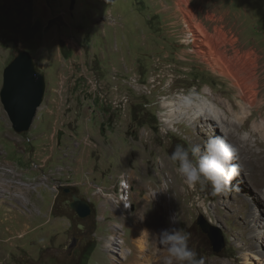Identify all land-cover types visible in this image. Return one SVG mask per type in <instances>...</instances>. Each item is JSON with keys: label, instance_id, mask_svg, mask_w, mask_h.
<instances>
[{"label": "rangeland", "instance_id": "obj_1", "mask_svg": "<svg viewBox=\"0 0 264 264\" xmlns=\"http://www.w3.org/2000/svg\"><path fill=\"white\" fill-rule=\"evenodd\" d=\"M186 1L210 33L232 31L238 38L235 48L258 57V104L239 133L248 135L251 145L262 140L264 147L262 138L249 137L252 122L264 118V0ZM15 3L0 0L2 7ZM25 6L31 13L15 22L18 30L0 33V87L18 40L39 61L46 89L25 133H14L0 103V222L5 203L34 220L15 235L10 251H0V264H108L111 259L119 264V253L107 252L103 241L117 230L116 240L133 247L131 218L140 229L145 224L148 241L141 246L146 242L143 247H148L146 264H154L158 252L168 258L159 232L176 212L175 227L190 234L189 247L204 264H245L243 255L250 252L245 241L256 229L251 207L264 223V205H254L243 191L264 192V185L258 190L253 185L259 171L248 178L243 156L231 145L237 174L215 193L211 183L190 186L170 160L177 145L189 148L198 142L203 155L208 139L220 135L212 121L197 118L199 101L211 98L224 110L236 100L229 83L190 53L182 21L187 6L177 0H28ZM167 101L178 107L170 117V108L161 106ZM224 115L225 121L231 118ZM123 183L129 186L124 190L129 204L120 200L117 205ZM61 186L92 205L86 226L62 201L53 211ZM200 215L221 230L225 246L219 253L196 225ZM118 217L124 220L122 230L112 226L121 223ZM73 238L77 244L70 251Z\"/></svg>", "mask_w": 264, "mask_h": 264}, {"label": "bare ground", "instance_id": "obj_2", "mask_svg": "<svg viewBox=\"0 0 264 264\" xmlns=\"http://www.w3.org/2000/svg\"><path fill=\"white\" fill-rule=\"evenodd\" d=\"M181 3L182 5L185 4V6H187L182 13V21L186 26L185 29L187 30V34L190 35V43L192 45L190 53L193 56H196V58H198L201 63L205 64L214 74L228 82L229 87L234 91V96L236 98L235 102L232 104L228 101V103L225 104L226 106L224 107V110L219 106H215L212 102L213 99H202L196 106L197 110H195V114L198 115L199 112L202 113L201 115L199 114L197 118L201 117V119L212 121V124H216V127L220 128V135H218V137L222 138L229 145L235 144L236 154L243 156L242 161L245 165V171H247L246 175L248 178L254 177L255 172L259 171V177L253 182L254 187L258 190L264 185V147L261 146L262 140L252 141V143L255 144L251 145L248 135H241L239 133V131L244 128L246 120L252 114V108L256 107L258 104V94L256 90L258 77L255 73L258 66V57L255 56V52L251 50L241 52L239 49L235 48L238 38L236 36L233 37L234 35L232 31H222V29L215 28L213 33H210L208 29L200 23L201 21H197V17L188 7L187 1L177 0L178 6H180ZM206 17L212 21L215 20V18L209 14H207ZM228 34L231 36H228ZM206 92L209 91L205 90V93ZM209 95L212 96V94ZM183 103L185 104V102ZM176 105L177 104L173 101H167L163 102L161 106L163 108H170V114H168V117H170L172 114L171 112L176 113V109L178 108ZM205 108H209V111ZM210 110L212 113H210ZM222 111H224L225 114L228 113L231 118L225 121V115ZM164 121L168 120L164 119ZM169 123L171 124V122ZM254 135H257L264 140V118L258 123L257 121L252 122L249 137ZM196 145H200V143L196 142ZM250 162H252L253 165L246 166V164H249ZM127 188L128 186L126 183L121 184V195L116 201L117 204L120 203V200H123L124 203L126 202L124 190ZM243 193L246 194L247 199L251 202L254 203L258 201L260 204L264 205V192L260 189L259 193H253L250 191L247 194L245 189ZM160 196L162 197L161 194ZM170 204H172V202H170ZM254 205L256 204L254 203ZM162 207L165 208L166 204L162 205ZM177 207L179 206L177 205ZM251 209L255 211V214L251 216V221L253 223L252 226L256 227V229L249 233L248 238L245 241V251L250 252L243 255L244 262L245 264H264V223L260 222L256 207L252 206ZM118 220H120L121 223H116L112 226L113 228L122 230L124 228V220L121 217H118ZM143 223H145V221ZM135 224L136 220L132 221L131 218V226L134 227V229H132L133 237L135 236V239H132L134 241L133 247L127 246L125 239H123L122 242L117 241L116 237L118 232L115 229V232L111 233L110 237L103 241L104 249L107 252L119 253L121 259L119 264H130L129 259H131V264H136L135 260L139 261L140 264H146L150 261V259L143 254L145 249L146 251L148 250V247H143V244L146 242L141 246L142 241H148V230L145 229V224H143L144 228L142 227L141 229ZM155 226L162 229L160 225ZM165 227L166 226L163 228ZM135 251H137L136 253L138 254H135ZM157 256L158 259L154 264H165L166 257L163 259V253L158 252ZM112 260L113 259H111V262L108 264H114ZM251 260H254L255 262H252Z\"/></svg>", "mask_w": 264, "mask_h": 264}, {"label": "water", "instance_id": "obj_3", "mask_svg": "<svg viewBox=\"0 0 264 264\" xmlns=\"http://www.w3.org/2000/svg\"><path fill=\"white\" fill-rule=\"evenodd\" d=\"M73 4L74 1L71 2L70 8ZM14 54V58L2 73L0 103L11 129L14 133L21 134L29 131L36 118L37 110L44 99L46 82L39 61L20 48L18 40L14 45ZM58 135L60 138V133ZM70 207L80 219H85L91 214L89 202L85 199L74 196ZM196 225L208 238L212 251L219 253L225 246L221 230L202 215L197 217ZM78 227L82 228L81 225ZM76 244L77 239L73 238L68 249L71 251Z\"/></svg>", "mask_w": 264, "mask_h": 264}, {"label": "clouds", "instance_id": "obj_4", "mask_svg": "<svg viewBox=\"0 0 264 264\" xmlns=\"http://www.w3.org/2000/svg\"><path fill=\"white\" fill-rule=\"evenodd\" d=\"M234 149L222 138L210 137L201 155L200 145H177L170 154V160L178 164V171L191 186L199 183L204 186L211 183L213 191L219 193L237 174V167L231 161ZM168 228L159 232V243L166 247L168 258L165 264H204L203 258L189 247L190 234L176 228L178 224L176 215L169 217Z\"/></svg>", "mask_w": 264, "mask_h": 264}, {"label": "crops", "instance_id": "obj_5", "mask_svg": "<svg viewBox=\"0 0 264 264\" xmlns=\"http://www.w3.org/2000/svg\"><path fill=\"white\" fill-rule=\"evenodd\" d=\"M1 209L5 218L4 222H0V251L7 253V251L12 249L9 247L13 246V242L15 243L13 241L15 235L19 234L23 227H32L31 224L34 218L31 217L33 215L24 218L20 210H17L16 207L8 203H5Z\"/></svg>", "mask_w": 264, "mask_h": 264}, {"label": "trees", "instance_id": "obj_6", "mask_svg": "<svg viewBox=\"0 0 264 264\" xmlns=\"http://www.w3.org/2000/svg\"><path fill=\"white\" fill-rule=\"evenodd\" d=\"M26 2H28V0H16V5L10 6V8L9 6H4V4L3 7L0 5V10H5V13L3 12V15H0V33L1 31H15V29L18 28L17 24H15L16 21L29 18L31 10L29 9L30 7L28 8L25 6ZM12 13H15L16 15L14 16ZM9 15L11 17H9ZM60 49L64 58H68V54L64 51L63 44L60 45Z\"/></svg>", "mask_w": 264, "mask_h": 264}, {"label": "flooded vegetation", "instance_id": "obj_7", "mask_svg": "<svg viewBox=\"0 0 264 264\" xmlns=\"http://www.w3.org/2000/svg\"><path fill=\"white\" fill-rule=\"evenodd\" d=\"M62 188H60V190L55 193L54 195V200H53V211H55V207H56V204L60 201H62L64 203V206H65V209L70 212L71 214H73L74 217H76L80 222H82L83 224V227L86 226V221L87 219L92 215L93 213V207L92 205L89 203L90 205V208H91V214L85 218V219H80L77 217V215L75 214V212L72 210V208L70 207V204L73 202V197H78L79 199H82L84 200L85 198L79 196L75 190H73L72 188H68V187H63L61 186ZM79 228V227H78ZM81 230V229H80ZM75 247V246H74ZM73 247V248H74ZM73 250V249H72ZM68 255V254H67ZM70 255V253H69ZM68 255V256H69Z\"/></svg>", "mask_w": 264, "mask_h": 264}, {"label": "built area", "instance_id": "obj_8", "mask_svg": "<svg viewBox=\"0 0 264 264\" xmlns=\"http://www.w3.org/2000/svg\"><path fill=\"white\" fill-rule=\"evenodd\" d=\"M124 103H126V102H119V104L120 105H123ZM128 189H129V186H128V188H127V191H128ZM126 202L128 203L129 202V197H128V194L126 193ZM129 204V203H128ZM117 205H119V204H117ZM123 205V204H122Z\"/></svg>", "mask_w": 264, "mask_h": 264}]
</instances>
